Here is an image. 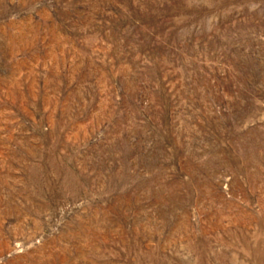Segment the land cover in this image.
Returning <instances> with one entry per match:
<instances>
[{
	"label": "rangeland",
	"instance_id": "rangeland-1",
	"mask_svg": "<svg viewBox=\"0 0 264 264\" xmlns=\"http://www.w3.org/2000/svg\"><path fill=\"white\" fill-rule=\"evenodd\" d=\"M0 264H264V0H0Z\"/></svg>",
	"mask_w": 264,
	"mask_h": 264
}]
</instances>
